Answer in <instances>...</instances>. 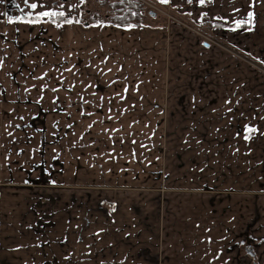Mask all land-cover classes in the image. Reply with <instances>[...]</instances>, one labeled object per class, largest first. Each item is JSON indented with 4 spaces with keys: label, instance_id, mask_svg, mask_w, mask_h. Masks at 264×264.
<instances>
[{
    "label": "crops",
    "instance_id": "obj_1",
    "mask_svg": "<svg viewBox=\"0 0 264 264\" xmlns=\"http://www.w3.org/2000/svg\"><path fill=\"white\" fill-rule=\"evenodd\" d=\"M165 5L233 28L253 12L238 42L264 61V0ZM66 21L0 24V264H239L242 232L264 238V76L207 45L193 56L179 26ZM208 56L214 90H178L176 70L202 74ZM185 92L168 124L183 167L169 154L168 180L127 187L140 176L123 166L161 141L139 118Z\"/></svg>",
    "mask_w": 264,
    "mask_h": 264
},
{
    "label": "rangeland",
    "instance_id": "obj_2",
    "mask_svg": "<svg viewBox=\"0 0 264 264\" xmlns=\"http://www.w3.org/2000/svg\"><path fill=\"white\" fill-rule=\"evenodd\" d=\"M134 1L139 2L143 8L141 24L149 22L151 25L147 26L164 25L168 28L171 26H179L180 31L178 35L182 38V43L188 47L193 56L200 54V51L205 50L202 46L208 44L211 54H217L221 58L224 56L232 57L235 60L236 67L245 65L257 77L264 76V61L259 57L262 55H258L255 50L241 47L238 41L241 40L242 34L238 33L237 30L233 31V27L228 26L222 19L215 20L212 18L210 20L205 17L200 20H193L187 13H183L184 11L181 12V10L174 8L172 5H159L157 2L160 1L158 0ZM33 3L38 5L37 8H31L30 5ZM101 3L98 0H0V24L8 19L22 20L31 18L50 21H63L64 18H69V20L75 22L86 23L92 21L91 19L96 15V12H101L100 16H103V20L95 22H105L107 18H105L104 13L108 9L106 7L101 8ZM45 11L64 12L65 15L62 20H58L56 16L40 15V13ZM150 12L155 13V16L151 15ZM190 58L191 55L186 59L190 60ZM219 68L220 62L214 61L211 56H208L204 59V71L202 74L187 75L188 79H186L185 74L180 73L177 68H172L171 71L177 69L174 75L176 78L182 80L181 82H177L176 88L178 90L186 87L189 89L188 92H194V89H192L194 85L199 90L209 88L214 90V85H209L208 83L215 81L208 79V77H213ZM168 97L169 99H167ZM170 98H176V100L172 99L173 103L171 104ZM159 108L165 112L156 117H140L138 120L139 123L145 119L150 120L156 130L160 128L161 141L158 143L153 140L150 143L143 141L141 143L143 149L141 164H127L123 166V169H127L130 173L134 172L133 170H138L140 176L139 181L133 180L125 182V185H128L127 187L154 189V176H158V173L163 182L168 180L166 176V161L169 154H173L177 167H183V155L177 154L178 151L174 152L175 148L172 147L174 140L172 139V135H174L175 131L173 130L174 132L172 133L168 124L176 120H180L181 124H183L185 115L187 114L186 92L176 95L171 93L170 96L166 94V99L163 100ZM198 108L202 109V106L200 105ZM133 119L129 118L130 121ZM128 154V152H125L126 157H128ZM154 156L156 158L158 157L157 162H154ZM38 183L36 182L34 185ZM38 185L43 187L45 185L49 186L43 182H40ZM241 237V245L239 247L234 245L232 248L235 261L239 264H264V245H262L264 238L258 239L256 242L250 235L249 229L242 232ZM249 251L255 253L253 259L249 255Z\"/></svg>",
    "mask_w": 264,
    "mask_h": 264
},
{
    "label": "trees",
    "instance_id": "obj_3",
    "mask_svg": "<svg viewBox=\"0 0 264 264\" xmlns=\"http://www.w3.org/2000/svg\"><path fill=\"white\" fill-rule=\"evenodd\" d=\"M102 3L101 8L106 7L108 9L104 16L107 18L105 22L118 24V25H140L143 18V8L139 2L134 0H98ZM101 12H96V15L87 23H93L95 21H102L103 16H100ZM58 20H62L64 16H56ZM63 20H69L64 18ZM241 28V27H240Z\"/></svg>",
    "mask_w": 264,
    "mask_h": 264
},
{
    "label": "snow or ice",
    "instance_id": "obj_4",
    "mask_svg": "<svg viewBox=\"0 0 264 264\" xmlns=\"http://www.w3.org/2000/svg\"><path fill=\"white\" fill-rule=\"evenodd\" d=\"M160 2L166 4V3L169 2V0H160ZM199 2H200V4H204V3H205V0H199ZM258 2H259V0H252V5H251V6H255V4L258 3ZM188 3H192V0H188ZM30 6H31V8L35 9V8H37L38 5H37L36 3H33V4H31ZM40 15H42V16H57V15H59V16H64L65 13H64V12H59V13H57V12H47V11H45V12L40 13ZM253 18H254V14H253V12L249 11V12L247 13V20H237V21L235 22L236 27L233 28L232 30L235 31L237 28H240L241 26H243V25H245V24H251ZM10 22H11V21H10ZM72 22H73L72 20H67V21H66V23H72ZM133 27H134V26H133ZM249 30H251V29H249ZM125 91H127V89H125ZM255 131H256V130L253 129V128H249V129H248V132H249V133H253V132H255ZM245 139L247 140V139H249V137H248V136H245Z\"/></svg>",
    "mask_w": 264,
    "mask_h": 264
},
{
    "label": "flooded vegetation",
    "instance_id": "obj_5",
    "mask_svg": "<svg viewBox=\"0 0 264 264\" xmlns=\"http://www.w3.org/2000/svg\"><path fill=\"white\" fill-rule=\"evenodd\" d=\"M249 255L251 256V258L253 259V256H255V253L252 251H249Z\"/></svg>",
    "mask_w": 264,
    "mask_h": 264
},
{
    "label": "water",
    "instance_id": "obj_6",
    "mask_svg": "<svg viewBox=\"0 0 264 264\" xmlns=\"http://www.w3.org/2000/svg\"><path fill=\"white\" fill-rule=\"evenodd\" d=\"M150 14L153 15V16H155V13L150 12ZM207 46H208V44H207ZM254 264H256V263H254Z\"/></svg>",
    "mask_w": 264,
    "mask_h": 264
},
{
    "label": "built area",
    "instance_id": "obj_7",
    "mask_svg": "<svg viewBox=\"0 0 264 264\" xmlns=\"http://www.w3.org/2000/svg\"><path fill=\"white\" fill-rule=\"evenodd\" d=\"M156 2H157V1H156ZM157 3H158L159 5H161V4H162V5H165V4L161 3V2H157Z\"/></svg>",
    "mask_w": 264,
    "mask_h": 264
}]
</instances>
